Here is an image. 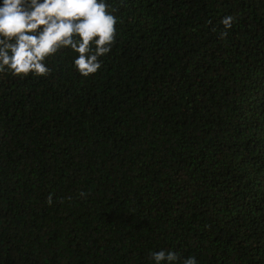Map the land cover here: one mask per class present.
<instances>
[{"label": "trees", "instance_id": "trees-1", "mask_svg": "<svg viewBox=\"0 0 264 264\" xmlns=\"http://www.w3.org/2000/svg\"><path fill=\"white\" fill-rule=\"evenodd\" d=\"M108 2L96 73L0 74V264H264V0Z\"/></svg>", "mask_w": 264, "mask_h": 264}, {"label": "clouds", "instance_id": "clouds-1", "mask_svg": "<svg viewBox=\"0 0 264 264\" xmlns=\"http://www.w3.org/2000/svg\"><path fill=\"white\" fill-rule=\"evenodd\" d=\"M119 18L108 0H0V74L23 78L47 75L46 60L67 49L72 66L83 77L102 67L117 35ZM235 17L223 16L220 23L228 35ZM49 197V203H51ZM153 264H176L173 250L152 254ZM183 264H198L193 256Z\"/></svg>", "mask_w": 264, "mask_h": 264}]
</instances>
